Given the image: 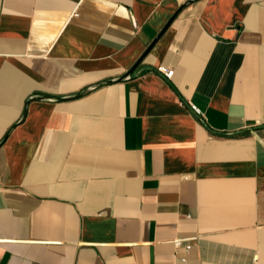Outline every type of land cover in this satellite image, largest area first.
<instances>
[{
  "label": "crops",
  "instance_id": "0c3cea01",
  "mask_svg": "<svg viewBox=\"0 0 264 264\" xmlns=\"http://www.w3.org/2000/svg\"><path fill=\"white\" fill-rule=\"evenodd\" d=\"M0 264H264V0H0Z\"/></svg>",
  "mask_w": 264,
  "mask_h": 264
},
{
  "label": "built area",
  "instance_id": "2783aa9c",
  "mask_svg": "<svg viewBox=\"0 0 264 264\" xmlns=\"http://www.w3.org/2000/svg\"><path fill=\"white\" fill-rule=\"evenodd\" d=\"M156 70L161 73L165 78H170V76L172 75L173 73V69L171 67H165L163 65H157L156 66ZM191 109L195 112V113H199V110L198 108L194 105V104H191L190 105ZM182 239L181 238H175L174 239V243L175 245H180ZM190 244L187 243L184 245L185 249L187 250L189 248ZM183 260H185V257L182 258Z\"/></svg>",
  "mask_w": 264,
  "mask_h": 264
},
{
  "label": "water",
  "instance_id": "95a60500",
  "mask_svg": "<svg viewBox=\"0 0 264 264\" xmlns=\"http://www.w3.org/2000/svg\"><path fill=\"white\" fill-rule=\"evenodd\" d=\"M135 73H136V71H134V69L131 68L128 71H126L123 75L117 77L116 79H107V80L99 81V82H97V83H95L93 85H88V86L84 87L83 89H81L80 91H78L77 93H75L73 96L79 95L80 93H82L84 90H86L90 86H95V85H98V84L108 83V82H111L113 80L127 79V78L132 77ZM55 98H61V97H55Z\"/></svg>",
  "mask_w": 264,
  "mask_h": 264
}]
</instances>
